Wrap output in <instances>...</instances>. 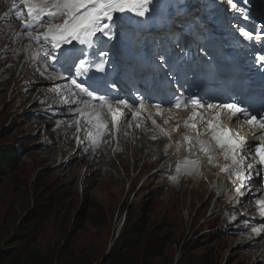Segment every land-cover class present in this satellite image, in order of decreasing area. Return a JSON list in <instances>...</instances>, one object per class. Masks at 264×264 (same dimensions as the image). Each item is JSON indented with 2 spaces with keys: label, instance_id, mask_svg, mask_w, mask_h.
Listing matches in <instances>:
<instances>
[{
  "label": "rangeland",
  "instance_id": "obj_1",
  "mask_svg": "<svg viewBox=\"0 0 264 264\" xmlns=\"http://www.w3.org/2000/svg\"><path fill=\"white\" fill-rule=\"evenodd\" d=\"M15 75L0 49V151L9 144L14 151V162L0 170V263L34 253L47 264H113L116 258L124 260L136 241L127 259L138 264H264V219L257 209L248 216L232 205L229 215L210 217L215 203L227 200L205 192L189 207L188 191L178 204L167 205L166 184L176 178L158 170L167 155L156 153L147 168L142 161L132 168L135 160L127 150L125 168L114 146L110 158L125 180L97 186L92 177L85 183L89 167L84 155L104 146L89 138L96 129L89 124L75 139L78 157L75 150L58 156L61 138L72 145L73 138L70 142L68 133H54L61 118L51 116L53 104L32 97L41 83L18 87ZM53 100L62 104L58 96ZM205 199L209 203L199 213ZM133 224L138 235L129 232ZM238 230H245L244 236H233Z\"/></svg>",
  "mask_w": 264,
  "mask_h": 264
},
{
  "label": "snow or ice",
  "instance_id": "obj_2",
  "mask_svg": "<svg viewBox=\"0 0 264 264\" xmlns=\"http://www.w3.org/2000/svg\"><path fill=\"white\" fill-rule=\"evenodd\" d=\"M224 2L231 9L239 11L245 20L249 18L246 9L239 7L235 0H224ZM244 2L247 3V0ZM20 5L23 6V11L16 3H13L11 7L18 19L26 15L23 27L44 29L36 34L28 32L27 35L39 46L46 69L52 67L55 70L57 66L64 67L65 64L70 63L75 70L74 77L69 78L71 88L78 90V93L74 92L73 95L83 94L88 99H76L71 103L83 105V109L88 110L85 112L77 108L75 111L92 123L98 135L102 136L107 128V122L103 119L105 115L109 116L113 126L118 128L120 122L126 119L130 124V121L137 116L143 117L147 114V118L151 119L153 113L157 116L162 115L164 104L171 106L169 110L172 108L186 110L192 107L193 113L189 120L193 122L185 121L184 126L195 131L197 138L202 134L211 137L215 145L221 149L224 160H231V164L223 165L220 170L229 173V179L237 185L236 191L239 193L242 188H245L246 182L251 181L253 175L261 177V180L256 183H264V103L257 107L241 98L239 93H234L227 101L209 102L203 97L185 96L179 89L171 90L170 95L165 92L163 96L159 92L155 95L142 94L139 97H133L130 102L129 99L107 92L97 95L98 89L94 84L85 86V82L78 81V78L87 76L90 71L105 72V66L110 59L108 45L117 38L118 32L123 31L125 24L130 22L132 17L147 18L154 15L159 7L158 0H20ZM177 26L183 25L178 20H173L169 25V39L173 41L172 48L175 51L170 54H166L165 51L155 52L150 59L149 75L154 87L162 84L164 80L179 84L181 76L185 80L188 79V74L185 72L187 53L184 52L179 41L174 39ZM237 31L245 41L264 42L262 31L245 30L243 27L237 28ZM140 32L142 29L136 32L137 42H139ZM256 64L264 65V54H253V65ZM121 70L136 74L141 72V66L129 64L127 67L122 66ZM260 71L264 80V68ZM88 78L91 79V77ZM112 87H115V84ZM152 100L156 102L150 103ZM92 101H99V103L93 104ZM65 102L69 101L66 99ZM129 112L130 119H128ZM222 117H231L234 118V123L249 126L253 130L252 135L256 136L259 143L249 145L244 136L222 123ZM151 122L153 126L159 127L155 119ZM167 122V120L164 121V123ZM198 123L204 126L203 133L198 128ZM178 127L179 125L173 131ZM164 134L168 135L167 132ZM184 139L190 150L192 137L185 135ZM197 142L200 151L204 152L208 156L209 163H212L214 157L211 154V146L199 139ZM93 143H95V137H93ZM195 163V161H185L184 166L188 167ZM255 204L257 211L264 216V198H256ZM254 230L258 233L260 231V229Z\"/></svg>",
  "mask_w": 264,
  "mask_h": 264
},
{
  "label": "bare ground",
  "instance_id": "obj_3",
  "mask_svg": "<svg viewBox=\"0 0 264 264\" xmlns=\"http://www.w3.org/2000/svg\"><path fill=\"white\" fill-rule=\"evenodd\" d=\"M0 11L2 12L1 9ZM7 28L8 26H2L0 21V49L3 50L6 57H9L10 64L13 65L14 67V72L16 75L14 76L13 84L18 85V87H20L26 83H32V84L41 83L40 86L34 88L33 92L31 93L32 97L35 96L36 101L38 102L42 100L44 101L52 100L53 103H47V104H53V110L51 114L60 115L62 117L61 120L58 121L59 129L54 133H56L57 135H58V131L64 132V134L68 133L69 136L67 138L68 141L70 142L72 141L73 138V143H74L73 145L70 143H66L65 142L66 140H62L61 138V142L59 146L55 148L56 152L58 156L62 157L66 153L71 154V152L75 150L76 156L78 157L79 149L78 150L77 148L74 149L76 147L75 139L80 137L84 128L88 127L89 124L92 123L88 122L84 117L80 116L79 113L75 111L77 108L83 109V106L74 107V105L76 104L71 103V101H74L76 99H88V98L85 97L83 94L74 96L73 93L74 92L78 93V90L71 87L68 88L67 85L62 82V80L68 79L67 70L62 69L59 72L57 70L50 71L51 67L48 68L47 70L41 69V65L37 61L35 62L34 60H31V57L35 58V56L32 52V49L30 48V43L28 42L24 43L21 40V38L18 37L17 26L14 29L11 24V28H10L11 30ZM244 29L248 30V28H244ZM2 30L4 31L1 32ZM204 34L205 31L201 30L199 33H193V34L189 33L188 35L191 38H195L197 36H202ZM206 38L208 39L209 36H206ZM113 45H114L113 43L110 44L109 47L110 50H112ZM157 45H161V43H158ZM15 47L17 48L15 49ZM36 47L37 45L35 46V51H36ZM215 47H216L215 44L212 45L213 49ZM145 54H148V51H146ZM147 60H148L147 57L141 59V56H139L135 59V63L142 65ZM128 64L129 62L126 61L121 64V67L122 66L127 67L126 65ZM35 65L38 66L35 67ZM253 67H255L254 71L256 72L261 69V65L258 66L253 65ZM20 70L27 72L29 74H25L24 72L20 73ZM240 71L242 73H244L245 71H248V73L250 74L252 73V71L249 70L248 63L243 64L240 67ZM120 74L126 79L127 73L120 71ZM234 76L237 79H241V81H244L243 78H246L243 77L242 74H235ZM239 76L242 77L240 78ZM51 77H59V78H51ZM143 77L145 78L140 80L139 84L138 82L136 83L134 79H131V81L134 85H138L139 87L143 88L144 95H149V94L155 95L154 92L155 87L151 83V80L146 78L147 75H143ZM96 79L97 77H95L92 82L87 83L84 77H80L78 78V81L85 82V86H87L89 84L96 83ZM51 86L54 87V90H52ZM70 88L71 90H69ZM97 89H98L97 95L105 93V91L102 88L97 87ZM116 92H118L119 97L122 98L124 96L125 99H130L133 96L135 90L131 87L128 91H126L125 89L123 91H119L118 88V91L116 90ZM207 95L210 96L212 95V93L209 92V94ZM57 96L61 99L62 104H54L53 99ZM66 99L69 102L66 103L65 102ZM21 103H24V100ZM92 103L98 104L99 101H92ZM169 109L170 108L167 105H164L162 115L157 116L153 113L151 119L147 118V114L143 117L137 116L136 119L130 121V124L129 122H127L126 119L125 121L120 122L118 128L114 127L111 122V118L105 115L103 119L107 122V128L104 131V134L101 136L96 133V135L92 134L90 136L92 137L93 135H95L94 136L95 144L96 142L101 141V145L104 144V146L103 148L99 147L97 152L95 153L89 152L90 151L89 149L87 153L84 155V157H87V155L88 157H90V158L87 157L86 164H88L89 168L84 182L85 183L89 182L93 177L94 179L97 180V186L98 184L99 186H105L108 183L113 184L112 181L118 182L121 179L125 180L126 175H122L119 173L118 171L119 169L116 168L113 160L110 158L111 156L110 150L115 146V155L118 157L119 163L123 165L125 168L128 167L127 164L128 155H126L127 150L131 152V156L135 160L134 163L132 164V168H135L140 161H142L145 167L147 168L150 164V158L154 156L156 153H158L159 157L163 155H167V157L163 160V162L158 165V170L167 172L168 173L167 177L169 178H172L171 175L176 176V178H172V180L168 181L166 184L167 186L165 189L168 194V198H167L168 206H174L178 204L180 201L179 196L181 194H186V191H188L190 198L189 207L195 205L196 200H200L205 194V192L207 193L210 192L211 194L218 195V197H223L225 196V194L231 196L230 193L233 192L234 189L228 190V187L225 186V184L230 180L229 173L222 172L220 170V167H222L223 165L231 164V160L228 161L224 160L221 149H219L215 145V141L212 140L211 137L202 134L199 138H197L195 131H193L190 127L184 126L185 121H189V123L193 122L189 120V118L191 117L190 112L176 113L175 110L173 109L169 110ZM83 110L85 112L88 111L87 109H83ZM125 112H128V110L126 109ZM130 117H131V113L129 112L128 119H130ZM152 119H155L157 121V124L159 125V127H156L157 129H153V127L155 126H153L151 122ZM165 120H167L168 122L164 123ZM226 120L227 119L222 118V123L224 124ZM67 123L71 125H68ZM137 124H139L140 126L137 127L136 126ZM177 125H179L178 129L173 131V129L176 128ZM198 128L200 129L201 133H203L204 126L198 123ZM161 129H163V131H161ZM231 129L234 132L240 133V128H231ZM252 131L253 130L250 127L247 129V132H249L248 137H251V141H253L254 138H256V136L252 135ZM164 132L168 133L167 139L163 137V135H165ZM185 135H189L192 137V146L190 150L187 141H185L184 139ZM197 139L202 140L206 145L211 146L212 149L211 154L214 157L212 163H209L208 156L205 155L204 152L200 151V146L199 143L197 142ZM138 141H140V145L138 144ZM8 146H10V144ZM94 146H100V145L97 144ZM77 147L80 148V146L78 145ZM9 149L12 152L11 155L14 157L11 146L9 147ZM71 149L72 151H70ZM185 161H195L196 163L195 165H190L188 167H185L184 166ZM13 162H14V158L10 162V165ZM111 168H114L115 171H112ZM134 181L135 178L132 180V183H134ZM123 184H120L118 186L122 187ZM258 189L259 188L257 186H254L252 192H249L248 195H245V197L242 198L243 200L239 199L240 203L236 204L238 206L244 205L245 206L244 209L247 210L246 215L248 216H250L253 213L252 211L254 209H257L256 205L252 201H250V199H252L255 196L251 194H256V191H258ZM248 190L249 189L242 188L241 191L238 193V195L241 192L248 193ZM233 193L235 196L237 192H233ZM236 198L237 196L234 198V200ZM260 198H264V195H262ZM208 203H209V199H205L203 201L202 206L199 207L197 211L199 213H203ZM221 203L222 200H218L215 203V206L212 210L210 217L213 216L220 217L228 213L225 208L227 206H231L232 201H228L227 202L228 205L225 207H221V209L218 211L217 208L221 206ZM244 231L245 230H238L237 232H235V234H233V236L234 235L244 236L243 235ZM226 241L232 242L233 238H229ZM247 241H249V245H252L254 240L249 239ZM262 254H264V250L262 251Z\"/></svg>",
  "mask_w": 264,
  "mask_h": 264
},
{
  "label": "trees",
  "instance_id": "obj_4",
  "mask_svg": "<svg viewBox=\"0 0 264 264\" xmlns=\"http://www.w3.org/2000/svg\"><path fill=\"white\" fill-rule=\"evenodd\" d=\"M10 146L6 145L4 149H2L0 151V170L7 168L10 166V162L12 161V159L14 158L11 154L12 152L9 149ZM12 148V146H11ZM13 150V148H12ZM14 152V151H13ZM138 231V233H136ZM130 233H132V235H138L141 231H139L137 229L136 225H132L131 229L129 230ZM136 241L132 243V245H135ZM132 245H130V250H128V248H126L128 251L124 253V260L123 259H119L116 258V261L113 262V264H138V260H135L134 258H130L129 260L127 258H129V256L132 254V256L134 255L133 253V249H132ZM138 244H136L137 246ZM140 247V246H139ZM135 250H137V248H134ZM139 253V252H137ZM0 264H47L46 261L41 260L37 257L36 254L34 253H28V254H24V255H17L16 257H14L13 259H9L6 261H2V263Z\"/></svg>",
  "mask_w": 264,
  "mask_h": 264
}]
</instances>
